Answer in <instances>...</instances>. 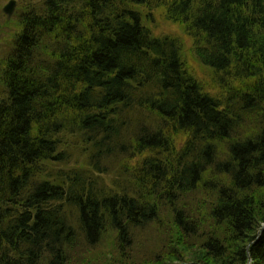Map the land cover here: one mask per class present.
<instances>
[{"label":"trees","instance_id":"trees-1","mask_svg":"<svg viewBox=\"0 0 264 264\" xmlns=\"http://www.w3.org/2000/svg\"><path fill=\"white\" fill-rule=\"evenodd\" d=\"M17 2L0 22V264H102L108 233L106 263L137 264L152 225L164 243L143 264H264V0ZM157 10L208 82L148 25Z\"/></svg>","mask_w":264,"mask_h":264},{"label":"rangeland","instance_id":"rangeland-1","mask_svg":"<svg viewBox=\"0 0 264 264\" xmlns=\"http://www.w3.org/2000/svg\"><path fill=\"white\" fill-rule=\"evenodd\" d=\"M10 0H2L1 2V10L4 8V6L9 2ZM18 5V2H17ZM3 14V12H2ZM153 16H154V22L152 23H148V25L154 30V33L156 34H171V35H175L180 37L183 42H184V46H185V51H184V55H185V59L188 62V66L190 68V70L192 71V73L194 75H196V77L201 80L204 84L206 82H208L210 80V77L212 76V71L208 68L203 66L202 64H200L196 59L195 56L192 53V46H193V40L192 38L186 33V31L184 30L183 26H181V24L178 23H174L170 20H167L164 17V14L162 11L157 10L155 12H153ZM6 19L8 22L11 21V19H7V16L3 14V16L0 15V22L3 21V19ZM5 39L3 40L4 42H6V37H4ZM4 43L0 40V54H2L3 52V48L5 49V47H1L3 46ZM183 134H180L178 137V142L180 141V144H178L179 146H181L182 142H183ZM85 162V158L83 156V152H79V151H75L74 152V157H73V161L70 163V165L76 164V163H84ZM110 171L111 173H109L108 175H106V180H107V184H111L113 182L114 179V175L120 171L119 166H120V162H119V158L110 160ZM123 179L119 180V184H121ZM159 231L155 226H151L149 227V229L147 230H141L138 231L136 233V245L134 247V249L131 252V256H129V262H136L137 264H143L142 260L146 259L149 255H150V251L152 250V248L154 247V250H159L160 246L164 243H162L159 239ZM113 243H114V236H112L111 234H106L104 236V239L101 242V245L99 247L95 248V251L92 252L90 254V256H92L93 254L95 255L94 257H90V258H94V259H98L95 258L97 256H100V260L102 264H108L106 263V261L108 262L110 259L114 257H118L115 255H118V252L116 250H114L113 247ZM87 255V253H86ZM118 261V259L116 260ZM113 264H117L116 262H114L112 260ZM121 264V263H118Z\"/></svg>","mask_w":264,"mask_h":264},{"label":"water","instance_id":"water-1","mask_svg":"<svg viewBox=\"0 0 264 264\" xmlns=\"http://www.w3.org/2000/svg\"><path fill=\"white\" fill-rule=\"evenodd\" d=\"M16 0H10L3 8V12L7 15V18L10 19L16 8Z\"/></svg>","mask_w":264,"mask_h":264},{"label":"bare ground","instance_id":"bare-ground-1","mask_svg":"<svg viewBox=\"0 0 264 264\" xmlns=\"http://www.w3.org/2000/svg\"><path fill=\"white\" fill-rule=\"evenodd\" d=\"M2 50H3V52H2L3 54H2V55L6 57L7 50L4 49V48H3ZM262 228H264V223H263V225H262Z\"/></svg>","mask_w":264,"mask_h":264}]
</instances>
